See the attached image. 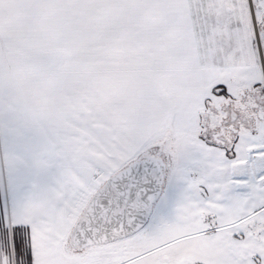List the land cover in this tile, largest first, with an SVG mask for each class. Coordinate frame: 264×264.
I'll return each mask as SVG.
<instances>
[{
  "label": "snow or ice",
  "instance_id": "6c2138e0",
  "mask_svg": "<svg viewBox=\"0 0 264 264\" xmlns=\"http://www.w3.org/2000/svg\"><path fill=\"white\" fill-rule=\"evenodd\" d=\"M0 264H264V0H0Z\"/></svg>",
  "mask_w": 264,
  "mask_h": 264
}]
</instances>
